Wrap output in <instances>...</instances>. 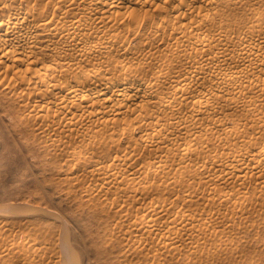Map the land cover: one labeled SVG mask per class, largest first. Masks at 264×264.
I'll return each mask as SVG.
<instances>
[{
    "label": "bare ground",
    "instance_id": "bare-ground-1",
    "mask_svg": "<svg viewBox=\"0 0 264 264\" xmlns=\"http://www.w3.org/2000/svg\"><path fill=\"white\" fill-rule=\"evenodd\" d=\"M1 116L21 120L22 135L78 145L69 150L73 169H89L102 186L97 198L87 194L92 205L80 217L55 216L56 232L42 216L0 231V264H129L132 246L146 259L152 250L154 263L159 250L169 252L165 264H177L181 251L197 247L189 255L196 263L237 264L243 253L234 256L233 238L213 241L223 256L206 244V224L232 214L161 220L165 205L121 196L154 171L189 190L178 197L184 202L203 183L212 185L203 202H230L225 210L234 214L239 200L264 202V0H0ZM197 132L222 155L207 159L195 138L181 141ZM88 153L105 159L91 164ZM198 163L210 167L187 168ZM135 165L144 175L130 182ZM227 227L243 236L255 226L231 219Z\"/></svg>",
    "mask_w": 264,
    "mask_h": 264
},
{
    "label": "rangeland",
    "instance_id": "rangeland-1",
    "mask_svg": "<svg viewBox=\"0 0 264 264\" xmlns=\"http://www.w3.org/2000/svg\"><path fill=\"white\" fill-rule=\"evenodd\" d=\"M233 119H235L236 122V117H233ZM0 121V231L2 234L7 235L10 232L12 229V222H18L14 223L16 224L15 230H17V226H19L22 221L21 227L23 226L22 230H24L23 228H25L27 219L41 216L43 220H50L52 222L54 220L55 223L52 225L51 229L56 232L60 229L61 222L60 219L55 218V216L59 217L63 215L64 217L70 218L75 215L80 217L88 211V207H90L92 203H88L85 197L89 194L97 198L102 182L100 177H97L95 173L94 175H90L89 169L87 174L86 172H77L73 169L74 166L72 164H74V159L69 156V150L74 146L77 148L78 145L66 141L64 145H53L49 137L35 136L32 133L28 135L19 133L17 126L22 124L21 120L12 122L10 117L1 116ZM225 125H230V121H226ZM139 133L138 130L135 131L136 136H138ZM216 133H218V131ZM198 135V132L196 136L192 137L184 135L181 137V141L188 140V138H195L197 147L200 146L202 148V139L199 141V138H196ZM196 139L198 140L196 141ZM204 145L203 149L207 151V159H211L210 156L222 155L221 150L215 152L213 151L214 148H212L213 150L211 149L212 145ZM78 148H84V146L82 147V145H80ZM95 149L99 150L98 147ZM91 150L92 148L88 151L90 152ZM112 155L114 154L112 153L110 157ZM139 156L143 157L144 151L139 153ZM86 158L92 162L91 164H98V162L105 159L103 155L100 157H93L91 153H88ZM145 162L150 163L152 161L145 160ZM57 166H61L59 170L56 168ZM209 167V163H198L194 166H187L188 169L197 168L204 170ZM141 169L142 166L135 165L131 170L133 174L130 173L129 177L135 179L137 177H142L144 174L139 175ZM152 174L155 178H149L143 188V184L137 186L130 183L126 184L127 190L122 194L121 198L130 200L137 199L146 206L165 205L169 211L167 214L160 213L158 215L161 220L169 219L173 214L177 213L198 217L200 214L204 215L208 211L214 209H221V211L225 213L228 212L234 217H219L206 224V235L210 237L206 242L207 246L210 248L209 254L220 252L221 256L224 255L223 251H225V247L217 246V248H215L213 241L215 242L216 238L220 235H226L227 237L233 238L235 242H238L235 248L237 254H234V256L243 253V255L239 256V259L237 258V264H240L239 262H242V264H264V207H261L264 202L261 200L262 196L255 198L252 202H246L244 199L239 200L241 212L234 214V211L230 212L225 210V207L229 206L230 202L220 201V203H215L214 205L205 204L203 202V194H201V191L212 187L210 183H203L201 185L202 188H198L193 194L191 202H184L178 197L189 192V190L185 191L182 187L174 188L177 184L174 180L165 178L158 179L154 171L151 172V175ZM129 181L135 182L138 181V179ZM251 186L252 184L248 185L249 190H251ZM227 187L228 186H226V188L221 187V189L217 187L214 190L231 191V188ZM85 189L89 192L86 193L84 191ZM256 192L258 193V191ZM247 195L248 193H246V196ZM113 198L114 196L111 190H108V192L101 197V199L107 203L112 201ZM80 201L83 204L82 207L77 206V203ZM244 208L251 209L249 213H243L242 209ZM130 212L132 214H137L138 210L133 208ZM231 219H234L236 222L254 224L255 227L247 229L246 233H243V236L236 233L235 229H231L229 232L227 226L231 223ZM70 224H72V222ZM257 226L260 227L256 228ZM198 239H200L199 242L202 241L201 237ZM6 240L7 237H4L3 242L0 243V247ZM244 241L245 245H242L241 243ZM133 247L134 246H132V248ZM132 248L128 251L131 260L129 264L154 263L150 261L152 250H150L149 258L146 259V257L143 258L142 255L139 254L138 249ZM196 249L197 247H192L190 249L191 251H181V254L174 258V261L178 260L179 263L177 264H227L226 258L213 260L209 263L201 261L196 263L195 254L189 256L191 253L199 252ZM168 254L169 252L166 250H159V258L162 264L166 263L164 258ZM4 260L6 259L4 258ZM156 263L157 262L154 264Z\"/></svg>",
    "mask_w": 264,
    "mask_h": 264
}]
</instances>
